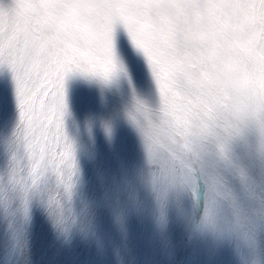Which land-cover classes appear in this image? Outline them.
Masks as SVG:
<instances>
[{
    "label": "snow or ice",
    "instance_id": "snow-or-ice-1",
    "mask_svg": "<svg viewBox=\"0 0 264 264\" xmlns=\"http://www.w3.org/2000/svg\"><path fill=\"white\" fill-rule=\"evenodd\" d=\"M120 33L146 67L151 99L136 93L118 51ZM4 70L16 109L13 160L20 152L29 162L27 178L17 164L8 177L21 187L25 223L35 196L61 231L77 223L79 121L70 86L102 92L124 79L132 105L123 116L142 163L117 188L116 222L123 228L121 191L132 206L147 191L162 228L169 199L186 195L187 227L255 250L264 234V0H0ZM93 116L85 120L89 136L94 125L111 138L113 117ZM241 137L252 146L251 164L233 155ZM48 176L58 193L45 198L40 185ZM79 214L82 229L90 227V207Z\"/></svg>",
    "mask_w": 264,
    "mask_h": 264
},
{
    "label": "rangeland",
    "instance_id": "rangeland-1",
    "mask_svg": "<svg viewBox=\"0 0 264 264\" xmlns=\"http://www.w3.org/2000/svg\"><path fill=\"white\" fill-rule=\"evenodd\" d=\"M138 58L141 67L143 61ZM70 93L79 121L76 134L80 179L75 198L77 223L69 232L71 241L67 243L54 230L40 196L30 201L24 222L21 187L10 183L8 177L10 167L17 164L18 176L27 178L29 162L20 152L13 160L11 133L16 121L15 101L0 100V264H240L237 253L240 256L248 253L242 243L233 241L217 246L207 235L192 238L186 226L191 212V200L186 195L177 194L169 199L165 210L166 228H162L159 209L147 191L140 190L135 206L126 202L121 191L120 203L124 209L121 228L112 211L117 188L122 190V177L134 175L142 163L139 141L123 116L124 110L132 105V94L125 90L118 93L110 108L101 110L99 90L95 86L74 84L70 86ZM112 111L118 115L114 145L110 146L98 126L89 136L85 120L89 114L107 116ZM6 135L8 140H4ZM228 179L234 187H239L234 177ZM40 191L45 198L57 195L51 176L42 180ZM85 204L92 210L91 226L82 229L85 221L79 207Z\"/></svg>",
    "mask_w": 264,
    "mask_h": 264
},
{
    "label": "clouds",
    "instance_id": "clouds-1",
    "mask_svg": "<svg viewBox=\"0 0 264 264\" xmlns=\"http://www.w3.org/2000/svg\"><path fill=\"white\" fill-rule=\"evenodd\" d=\"M118 51L121 54V57L123 59V62L127 68V72L131 78L132 81L135 79V73L136 68L139 64V58L134 53V51L128 47L127 43L123 40L121 37L117 42ZM128 88V83L124 79H120L119 81L115 82L110 89L99 91L98 96V103L101 108V110H108L110 108V105L112 101L117 97L118 93L123 92L125 89ZM109 116L113 117V125H114V131L111 138H105L106 142L111 146L114 145L115 140V122L117 119V113L115 111H112ZM87 120L89 122H92L94 120V116L89 114L87 117ZM95 126L93 125V129ZM199 209H196V212L198 213ZM54 230L57 232L59 236H62L65 240V242L71 241V234L65 233L61 231L59 228L55 227L53 225ZM192 238H195L197 236H204L207 235V237L215 243L217 246H224L229 243H232L228 238L221 236L219 234H212L206 231L197 230L195 228H189ZM84 238H87V234H84ZM237 257L240 261V264H264V234H262L258 241L257 246L255 250L248 251V253L244 256H240L237 253Z\"/></svg>",
    "mask_w": 264,
    "mask_h": 264
},
{
    "label": "bare ground",
    "instance_id": "bare-ground-1",
    "mask_svg": "<svg viewBox=\"0 0 264 264\" xmlns=\"http://www.w3.org/2000/svg\"><path fill=\"white\" fill-rule=\"evenodd\" d=\"M121 37L127 43L126 38L122 33L117 35L116 42H118V40ZM127 45H128V43H127ZM128 47L131 48L129 45H128ZM138 72H142L143 74H137ZM146 73H148V72H147L146 67L143 63H142L141 67L137 66L136 73H135V79H134L133 83H134L137 95H139L145 99H151L152 89H151V84H150V80H149V75ZM0 83L2 85V88L0 89L1 90L0 91L1 92L0 100H6L8 103H12L14 101L13 84H12L10 76L6 70L0 71ZM125 91H127L128 93L131 94V92L129 91V88L125 89ZM2 95H3V97H2ZM6 134H8V133H6ZM7 137H8L7 135L4 136V140H6V139L8 140ZM252 151H253V149L249 143V140L244 138V137L238 138L235 141V143L233 144V155H234V157L236 159H238V157L241 154V156L239 157L238 160H240L244 163L247 162L248 160H251ZM246 157L249 158L247 161H245V159H247ZM243 158H245V159H243Z\"/></svg>",
    "mask_w": 264,
    "mask_h": 264
}]
</instances>
